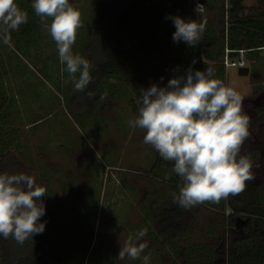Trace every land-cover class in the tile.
<instances>
[{
  "label": "rangeland",
  "instance_id": "1",
  "mask_svg": "<svg viewBox=\"0 0 264 264\" xmlns=\"http://www.w3.org/2000/svg\"><path fill=\"white\" fill-rule=\"evenodd\" d=\"M243 2L247 13H255L258 0ZM70 3L80 11L83 26L97 18L96 0ZM175 15L198 24L212 16L200 0L188 1ZM34 22L30 46L20 41L17 31L0 33L1 82L16 110L11 118L16 138L5 151L10 164L20 166L47 190L40 220L45 223L48 248L58 264H141L144 256L149 257V264H159L160 254L153 250L156 242L146 235L139 241L147 244L141 259L118 256L129 235L146 229L144 210L149 203L160 200L157 196L168 189L148 173L157 151L144 143V130L130 128L128 121L137 115L135 100L142 88L153 83L163 87L173 76L185 74L182 62L187 44L171 38L173 47L149 59L134 81H120L110 92L105 82L93 92L97 99L91 102L89 85L77 92L62 71L65 66L46 28L51 19L42 21L35 15ZM83 26L77 31L73 51L89 60L83 45L88 32ZM246 65L250 67L246 75L239 74L238 67L227 68V84L243 98L242 108L249 116V136L241 154L262 165L263 174L256 182L264 197V120L255 121L264 108V51L258 57H246ZM0 124L2 137H7L8 122Z\"/></svg>",
  "mask_w": 264,
  "mask_h": 264
},
{
  "label": "trees",
  "instance_id": "2",
  "mask_svg": "<svg viewBox=\"0 0 264 264\" xmlns=\"http://www.w3.org/2000/svg\"><path fill=\"white\" fill-rule=\"evenodd\" d=\"M32 1L16 0L19 8L28 14V27L25 23L14 31L29 46L33 45L34 38L31 26L36 24ZM188 1L96 0L97 18L88 21L89 25L82 24L88 32L83 42L85 52L93 62L89 84L91 102L97 99L93 92L103 88L105 82L111 86L108 92L120 81L131 83L144 72L149 59L173 47L171 38L175 26L166 17L176 16L175 10L186 6ZM200 1L212 16L200 21L205 25L202 38L196 46H186L182 67L185 73L189 66L193 70L211 66L215 77L227 84L228 72L223 63L226 49H230L231 57L244 49L248 59L264 51V0H258V6L253 9L255 13L246 12L244 0ZM2 76L0 67V123L8 122L9 129L3 138L0 124V171L27 174L17 164H10V154L5 151L16 138L11 127L12 111L16 110L11 96L3 90ZM111 79L116 83L112 84ZM258 114L255 121H263L264 108ZM252 165L255 178L246 183L241 194L185 210L173 201L181 178L173 171V162L165 161L156 152L148 173L152 179L167 184L168 189L164 195L157 196L160 200H152L144 210L143 226L149 240L156 242L153 250L160 254L159 264H264V197L256 182L263 168L258 162ZM197 235L201 240H194ZM223 244H227L226 252ZM222 258L226 263L220 262ZM0 264H58V260L42 232L23 245L11 237H0Z\"/></svg>",
  "mask_w": 264,
  "mask_h": 264
},
{
  "label": "clouds",
  "instance_id": "3",
  "mask_svg": "<svg viewBox=\"0 0 264 264\" xmlns=\"http://www.w3.org/2000/svg\"><path fill=\"white\" fill-rule=\"evenodd\" d=\"M32 7L42 21L51 19L46 28L65 66L62 71L67 72L75 90L83 92L92 81V65L73 51L82 27L80 11L70 0H33ZM166 18L175 26L174 42L183 41L190 47L198 44L205 30L203 23L180 16ZM27 20V12L16 0H0V33L16 30ZM242 100L232 86L215 77L211 66L204 70L189 66L185 74L173 76L163 87L153 83L140 90L135 100L137 115L128 125L144 130V143L165 161L173 162V171L182 181L178 194L173 195L180 208L219 203L241 194L246 183L255 178L250 158L241 154L250 124ZM46 193V188L37 185L30 175L0 171V237H11L23 245L42 233L45 223L40 218L46 210ZM145 235L146 229H140L134 237L129 235L119 258L141 259L147 244L139 241ZM143 264H149L148 256L143 257Z\"/></svg>",
  "mask_w": 264,
  "mask_h": 264
},
{
  "label": "built area",
  "instance_id": "4",
  "mask_svg": "<svg viewBox=\"0 0 264 264\" xmlns=\"http://www.w3.org/2000/svg\"><path fill=\"white\" fill-rule=\"evenodd\" d=\"M229 51L230 49H226L224 58H223V63L225 65L226 68L229 67H243V66H247L246 65V56H245V50L244 49H239V55H237L236 57H231L229 55ZM228 213H230V210H228Z\"/></svg>",
  "mask_w": 264,
  "mask_h": 264
},
{
  "label": "water",
  "instance_id": "5",
  "mask_svg": "<svg viewBox=\"0 0 264 264\" xmlns=\"http://www.w3.org/2000/svg\"><path fill=\"white\" fill-rule=\"evenodd\" d=\"M238 71H239V74L246 75L249 73L250 67L249 66H243V67H240Z\"/></svg>",
  "mask_w": 264,
  "mask_h": 264
},
{
  "label": "crops",
  "instance_id": "6",
  "mask_svg": "<svg viewBox=\"0 0 264 264\" xmlns=\"http://www.w3.org/2000/svg\"><path fill=\"white\" fill-rule=\"evenodd\" d=\"M226 69H227V68H226ZM227 72H228V70H227ZM249 72H250V71H249ZM237 226H240V224H239V225H237ZM222 248H223V251H225V252H226L227 244H225V245L223 244V245H222ZM229 248H230V246H229ZM222 261L226 263V260H225V259H223V258L220 260V262H222Z\"/></svg>",
  "mask_w": 264,
  "mask_h": 264
}]
</instances>
